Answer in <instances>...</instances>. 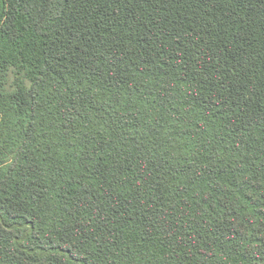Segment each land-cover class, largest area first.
<instances>
[{
    "label": "trees",
    "instance_id": "trees-1",
    "mask_svg": "<svg viewBox=\"0 0 264 264\" xmlns=\"http://www.w3.org/2000/svg\"><path fill=\"white\" fill-rule=\"evenodd\" d=\"M0 264H264V0H0Z\"/></svg>",
    "mask_w": 264,
    "mask_h": 264
}]
</instances>
